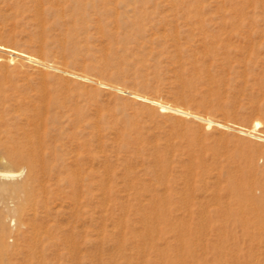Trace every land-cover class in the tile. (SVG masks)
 Listing matches in <instances>:
<instances>
[{"label":"rangeland","instance_id":"obj_1","mask_svg":"<svg viewBox=\"0 0 264 264\" xmlns=\"http://www.w3.org/2000/svg\"><path fill=\"white\" fill-rule=\"evenodd\" d=\"M0 44L2 264H264V0H0Z\"/></svg>","mask_w":264,"mask_h":264},{"label":"bare ground","instance_id":"obj_2","mask_svg":"<svg viewBox=\"0 0 264 264\" xmlns=\"http://www.w3.org/2000/svg\"><path fill=\"white\" fill-rule=\"evenodd\" d=\"M0 49L1 50H3V51H5V52H12V53H15V54H18V56L19 55H21V56H25V58L27 57H29L30 58V56L28 55V54H26V53H23V52H19V51H16V50H14V49H11L10 47H7V46H4V45H2V44H0ZM0 50V51H1ZM12 56H13V54H12ZM0 58H2V56H0ZM6 58L7 57H5L4 58V60H6ZM13 58H14V56H13ZM24 58V59H25ZM3 59V58H2ZM9 59H11V60H13L12 59V57L10 56L7 60L8 61H10L11 62V60H9ZM27 60V59H26ZM31 60H32V58H31ZM34 60V59H33ZM37 64H43V63H41L40 62V60H34ZM43 62V61H42ZM136 97H139V98H141V95H139V94H134ZM168 105V104H167ZM167 105H164V104H161V106L162 107H167ZM170 107V106H169ZM172 110H174V111H176V112H178V113H186V111L185 110H183V109H181V108H179V107H177V106H172V107H170ZM189 114V113H188ZM197 117H200V118H202L205 122H206V124L208 125L210 122H211V119L210 118H208V117H202V116H199V115H196ZM253 125H252V128H254V129H256V128H258L261 124H260V120H258V119H254V121H253V123H252ZM16 151H18L17 150V148H16ZM16 172L15 171H10V170H4V171H0V174L1 175H6V176H11V175H14ZM28 186V182H25V183H23L22 185H20L19 187H23V188H26ZM241 191L239 190V193H240ZM249 194V197H253V198H255L256 200H260L261 201V198L262 197H264V196H262V197H259V198H256L255 197V195L252 193V192H250V193H248ZM261 203V202H260ZM260 205V204H259ZM259 205H257L258 207H259ZM262 216V215H261ZM261 220H264V219H261ZM2 231V224L0 223V232ZM1 245V244H0ZM0 264H2L1 262H0Z\"/></svg>","mask_w":264,"mask_h":264}]
</instances>
